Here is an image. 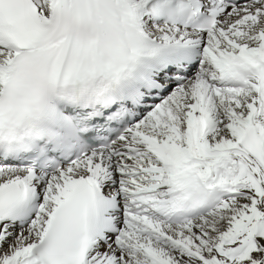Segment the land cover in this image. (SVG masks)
Returning a JSON list of instances; mask_svg holds the SVG:
<instances>
[{
	"label": "snow or ice",
	"instance_id": "snow-or-ice-1",
	"mask_svg": "<svg viewBox=\"0 0 264 264\" xmlns=\"http://www.w3.org/2000/svg\"><path fill=\"white\" fill-rule=\"evenodd\" d=\"M0 264H264V0H0Z\"/></svg>",
	"mask_w": 264,
	"mask_h": 264
}]
</instances>
